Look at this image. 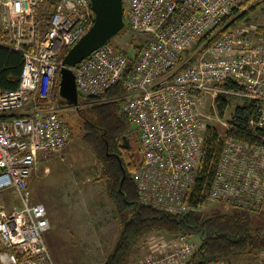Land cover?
I'll return each instance as SVG.
<instances>
[{"label": "built area", "instance_id": "1", "mask_svg": "<svg viewBox=\"0 0 264 264\" xmlns=\"http://www.w3.org/2000/svg\"><path fill=\"white\" fill-rule=\"evenodd\" d=\"M249 2L123 0L125 27L136 40L131 46H139L133 68L129 49L112 40L71 66L79 99L123 86L120 109L140 134L131 176L142 204L173 214L198 212L214 201L264 207V39L227 20ZM94 17L91 0H0V46L24 57L19 85L0 88V264H55L45 238L47 207L33 201L30 182L71 139L58 102L62 54ZM207 94L254 101L250 127L258 140L224 134L210 192L196 203L206 130L201 98ZM222 124L233 127L230 120ZM11 191L20 206L8 209ZM163 247L137 264H186L197 244L180 233Z\"/></svg>", "mask_w": 264, "mask_h": 264}, {"label": "trees", "instance_id": "2", "mask_svg": "<svg viewBox=\"0 0 264 264\" xmlns=\"http://www.w3.org/2000/svg\"><path fill=\"white\" fill-rule=\"evenodd\" d=\"M240 18L239 16L236 20ZM236 20L228 25H235ZM46 23L47 20L44 26ZM132 47L139 48L134 44ZM135 51L137 53V50ZM66 52L67 50L63 52V57ZM136 53L130 56L129 70L135 64ZM23 66L24 57L21 53L0 46V88H16L20 83ZM230 87L234 88L235 85L230 84ZM124 94L123 86L118 83L102 96L104 99H79L78 104L87 106L83 139L96 155L107 193L116 204L122 222L119 239L105 264H125L134 244L153 232L188 233L198 236L200 244L186 264H216L220 261L231 264L235 258L243 255L253 257L263 250L264 219L257 220L256 217L264 214V210L234 207L228 211L220 209L209 215L205 214L204 210L173 214L140 202L136 184L131 176L132 170L139 164L138 149L134 145L126 148L122 143L124 135H136L135 132H125L128 120L124 122L126 116L120 110L117 99ZM229 101L225 94L219 95L217 108L220 115L224 116ZM58 102L65 106L71 105L62 97ZM255 108L254 101L244 100L237 104L230 119L233 127L227 132L242 139L258 140L252 136L250 127ZM223 147V137L209 126L204 134L203 156L194 187V202L204 201L210 192ZM129 209L133 211L130 217L127 216Z\"/></svg>", "mask_w": 264, "mask_h": 264}, {"label": "rangeland", "instance_id": "3", "mask_svg": "<svg viewBox=\"0 0 264 264\" xmlns=\"http://www.w3.org/2000/svg\"><path fill=\"white\" fill-rule=\"evenodd\" d=\"M239 16L241 18L236 20ZM227 20L231 22L236 20L235 25L247 28L253 39H264V0H250ZM227 28L228 25L223 31ZM211 36L215 39L219 37V32L214 30ZM111 40L118 47L129 49L132 56L136 53L137 48L131 46L136 40L128 29H124ZM217 96L216 94L203 96L201 108L206 130L210 126L224 137L227 127L222 122H229L235 106L244 100L238 96H228L229 107L224 116H221L218 113ZM121 102L122 100H119L120 108ZM86 110L87 106L82 104L65 106L63 114L71 125V139L62 151L52 154L42 163L39 172L30 182L33 201L43 202L47 207L51 227L45 238L55 264H105L122 231L121 218L117 213L116 204L107 193L96 155L83 139ZM127 120L126 118L124 122ZM125 132H135L136 135L129 136L130 144L139 149L140 134L135 125L127 121ZM5 200L8 209L13 205L20 206L12 191L7 194ZM220 209L228 211L234 207L228 202L214 201L206 204L203 210L209 215ZM261 210H264V207ZM127 212L128 217L133 213L131 209ZM256 219H264V214ZM179 234L167 232L148 234L134 244L125 264H137L150 255L160 254L165 242ZM191 235L198 248L200 238ZM261 251L253 257L243 255L235 258L231 264H264V255Z\"/></svg>", "mask_w": 264, "mask_h": 264}, {"label": "water", "instance_id": "4", "mask_svg": "<svg viewBox=\"0 0 264 264\" xmlns=\"http://www.w3.org/2000/svg\"><path fill=\"white\" fill-rule=\"evenodd\" d=\"M94 23L90 29L68 50L63 58L59 82V94L68 104H79L76 74L71 66L76 65L91 52L114 38L125 27L123 0H91ZM123 146L130 148V138L124 135Z\"/></svg>", "mask_w": 264, "mask_h": 264}, {"label": "crops", "instance_id": "5", "mask_svg": "<svg viewBox=\"0 0 264 264\" xmlns=\"http://www.w3.org/2000/svg\"><path fill=\"white\" fill-rule=\"evenodd\" d=\"M33 179H34V178L31 179V182H32ZM48 231H49V230H48Z\"/></svg>", "mask_w": 264, "mask_h": 264}, {"label": "bare ground", "instance_id": "6", "mask_svg": "<svg viewBox=\"0 0 264 264\" xmlns=\"http://www.w3.org/2000/svg\"><path fill=\"white\" fill-rule=\"evenodd\" d=\"M222 116V115H221Z\"/></svg>", "mask_w": 264, "mask_h": 264}]
</instances>
